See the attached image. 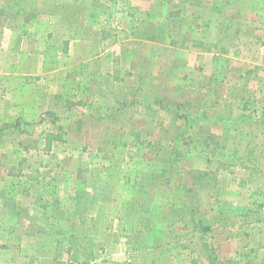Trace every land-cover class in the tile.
<instances>
[{"label": "rangeland", "instance_id": "obj_1", "mask_svg": "<svg viewBox=\"0 0 264 264\" xmlns=\"http://www.w3.org/2000/svg\"><path fill=\"white\" fill-rule=\"evenodd\" d=\"M0 264H264V0H0Z\"/></svg>", "mask_w": 264, "mask_h": 264}, {"label": "trees", "instance_id": "obj_2", "mask_svg": "<svg viewBox=\"0 0 264 264\" xmlns=\"http://www.w3.org/2000/svg\"><path fill=\"white\" fill-rule=\"evenodd\" d=\"M109 211H110V206L108 205H103V204H100L97 206V209H96V213H95V217H92L90 219V222L93 224V228L96 227L95 231L93 232H89L86 231L84 234H91L93 236H99L101 234V231H98L97 229V226L96 225H100L102 222H107L108 219H109ZM88 220L87 219H83L81 221V224L83 226H86V224L88 223L87 222Z\"/></svg>", "mask_w": 264, "mask_h": 264}, {"label": "crops", "instance_id": "obj_3", "mask_svg": "<svg viewBox=\"0 0 264 264\" xmlns=\"http://www.w3.org/2000/svg\"><path fill=\"white\" fill-rule=\"evenodd\" d=\"M1 40H3V38Z\"/></svg>", "mask_w": 264, "mask_h": 264}]
</instances>
